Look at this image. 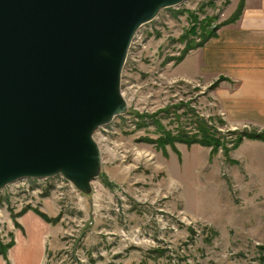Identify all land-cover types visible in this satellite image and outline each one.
<instances>
[{
  "label": "rangeland",
  "instance_id": "obj_1",
  "mask_svg": "<svg viewBox=\"0 0 264 264\" xmlns=\"http://www.w3.org/2000/svg\"><path fill=\"white\" fill-rule=\"evenodd\" d=\"M231 1L185 0L136 31L120 73L125 114L93 130L98 160L86 187L56 174L0 190V246L13 243L0 264H263L264 142L211 157L160 141L196 133V117L227 141L241 130L223 120L211 85L175 71Z\"/></svg>",
  "mask_w": 264,
  "mask_h": 264
},
{
  "label": "water",
  "instance_id": "obj_2",
  "mask_svg": "<svg viewBox=\"0 0 264 264\" xmlns=\"http://www.w3.org/2000/svg\"><path fill=\"white\" fill-rule=\"evenodd\" d=\"M185 0H0V190L91 180L98 126L125 114L120 73L136 31Z\"/></svg>",
  "mask_w": 264,
  "mask_h": 264
},
{
  "label": "crops",
  "instance_id": "obj_3",
  "mask_svg": "<svg viewBox=\"0 0 264 264\" xmlns=\"http://www.w3.org/2000/svg\"><path fill=\"white\" fill-rule=\"evenodd\" d=\"M233 3L221 23L237 7L238 2L232 9ZM175 71L178 79L194 80L205 87L224 78L209 95L223 120L231 128L264 131V0H244L238 19L219 27L216 35L186 56ZM252 142L263 146L261 141Z\"/></svg>",
  "mask_w": 264,
  "mask_h": 264
},
{
  "label": "trees",
  "instance_id": "obj_4",
  "mask_svg": "<svg viewBox=\"0 0 264 264\" xmlns=\"http://www.w3.org/2000/svg\"><path fill=\"white\" fill-rule=\"evenodd\" d=\"M243 3L244 0L239 1V4L237 5V9L234 12V14L227 21H224L219 25L215 26L206 36L207 40H209L210 38L216 35L215 30H217L219 27L233 23L238 19L243 9ZM207 40H205L204 43ZM201 45L203 44L201 43L198 44V46ZM198 46L196 45L195 47ZM221 80H225V79L223 78ZM219 82L220 79L219 81H216L214 84H212L210 89H215L218 86ZM153 124L155 125V123ZM195 125H196L195 127L196 133L192 135H187L186 133L183 132H178L176 135H170L169 133H165L162 140L160 139L161 144L168 145L175 142L184 144L186 146L197 144L202 147L210 148L211 149L210 156L212 157L214 156L215 152L218 150H222L225 155L230 151L236 150L243 143V140L245 139L264 142V131H257L255 129H249V130L241 129L237 131H227L226 136L230 135L233 137L231 141H227V139H225V135H223L219 130H217L216 127L211 125L202 117H196ZM227 143H229L230 146H227ZM12 245L13 243H10L6 247L0 246V256L6 259V252L8 248H10ZM261 258H262L261 259L262 263L264 264V257Z\"/></svg>",
  "mask_w": 264,
  "mask_h": 264
}]
</instances>
